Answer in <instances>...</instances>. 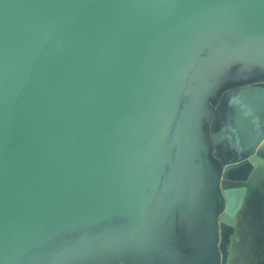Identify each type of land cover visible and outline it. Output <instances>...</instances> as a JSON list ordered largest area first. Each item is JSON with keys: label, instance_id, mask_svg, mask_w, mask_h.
I'll return each mask as SVG.
<instances>
[{"label": "water", "instance_id": "water-1", "mask_svg": "<svg viewBox=\"0 0 264 264\" xmlns=\"http://www.w3.org/2000/svg\"><path fill=\"white\" fill-rule=\"evenodd\" d=\"M236 64L264 0H0V264H224L264 159Z\"/></svg>", "mask_w": 264, "mask_h": 264}, {"label": "rangeland", "instance_id": "rangeland-1", "mask_svg": "<svg viewBox=\"0 0 264 264\" xmlns=\"http://www.w3.org/2000/svg\"><path fill=\"white\" fill-rule=\"evenodd\" d=\"M251 69L243 66L234 65L230 84L243 83V79L248 77ZM264 82V81H263ZM264 160V159H263ZM253 182L259 186L244 188V195L247 194V200L251 207L244 209L239 214L240 206L233 210L222 223L223 235L226 238V258L224 264H264V175L257 174ZM219 191H222L219 185ZM242 202V200H241ZM249 215V219L245 218ZM245 218V219H244ZM244 224V225H243ZM219 224V228H220ZM186 227L180 225L179 232L184 233Z\"/></svg>", "mask_w": 264, "mask_h": 264}, {"label": "flooded vegetation", "instance_id": "flooded-vegetation-1", "mask_svg": "<svg viewBox=\"0 0 264 264\" xmlns=\"http://www.w3.org/2000/svg\"><path fill=\"white\" fill-rule=\"evenodd\" d=\"M232 76H233V74H231L230 75V77H229V79H227L226 81H225V87L227 88L228 86H230L231 84H230V79H232ZM243 83H250V82H255V81H264V74H259V72H257V71H250V73H249V75H248V77H246L245 79H243ZM237 84H242V83H237ZM225 87H223V89L225 88ZM216 95H218V93L216 94ZM252 178H253V175H252V173H250L249 174V176H248V178L246 179V180H243V179H239L237 182H231V181H228V182H226L225 184H224V187H245V189H246V191H245V193H247L248 191H247V186H246V184H247V182L248 181H251L252 180ZM221 184V183H220ZM219 184V185H220ZM221 194H222V191H221ZM247 207H251V205H250V203H249V201L247 200V194L246 195H244V197H243V199H242V202H241V207H240V209H239V214L241 213V212H243V210L246 208V209H248ZM249 215H246L245 216V218H247V219H249ZM244 218V219H245ZM244 225V224H243Z\"/></svg>", "mask_w": 264, "mask_h": 264}, {"label": "crops", "instance_id": "crops-1", "mask_svg": "<svg viewBox=\"0 0 264 264\" xmlns=\"http://www.w3.org/2000/svg\"><path fill=\"white\" fill-rule=\"evenodd\" d=\"M262 172H263V175H264V160H263V159H260V160L255 164V166L253 167V169H252V171H251V173H252V175H253L252 180H251V181H248L247 184H246V186H247V185H248L247 187H250V186H251V188L256 187V186H259L260 184H258V185L255 186V184H254L253 182L256 180L255 177H257V174H262ZM244 188H245V187H244ZM253 189H254V188H253Z\"/></svg>", "mask_w": 264, "mask_h": 264}]
</instances>
